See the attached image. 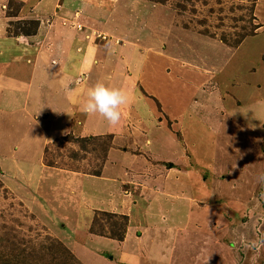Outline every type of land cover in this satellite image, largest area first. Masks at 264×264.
Here are the masks:
<instances>
[{"label":"rangeland","instance_id":"obj_1","mask_svg":"<svg viewBox=\"0 0 264 264\" xmlns=\"http://www.w3.org/2000/svg\"><path fill=\"white\" fill-rule=\"evenodd\" d=\"M45 4L46 0L0 3L3 34L22 35V40L40 36L43 28L38 26L44 22L40 11L58 5L52 16L56 39L19 44L28 48L34 43L39 66H31L32 71L25 66V73L10 68L8 76L0 78V264H230L234 255L241 256L240 264H254L257 257L250 252L260 257L255 264H264V247H248V242L264 238V183L258 180L264 174V0H49ZM89 4L94 10L87 8ZM77 10L90 13L89 22L96 20L98 29H85L71 20ZM105 12L112 22L106 24ZM68 23L76 24L73 32L90 41V48L97 43L103 77L94 66L87 78L88 72L78 71L67 60L64 64L56 60L57 68L50 64L55 60H47L49 69L41 67L46 61L41 52L50 47L58 50L55 41ZM107 45H112L111 55L115 52L132 62L128 68L134 78L141 68L143 87L137 85L131 97L137 99L135 110L145 121L149 111L159 112L161 105L174 116L184 111L185 145L196 151L191 166L195 167L197 155L201 161L197 167L212 190L209 205L167 201L157 207L170 215L174 226L166 238L169 247L160 244L149 249L132 239L122 248L117 241L125 245L128 218L91 213L96 199H87L91 191L93 195L89 180L102 171L110 141L108 136L77 137L72 130L81 128V123L88 127L104 123L105 130L118 135L122 117L115 126L98 114L86 115L85 121L77 111L75 116L56 119L61 109L52 103H62L65 112L68 105L53 79H47L45 90L37 89L38 83L26 90L31 80L43 79L48 71L49 77L54 69L59 82L64 65L75 72L68 86L81 102L75 110L83 112L87 92L97 82L126 89L130 80L120 73L123 60L108 62L103 50ZM45 103L57 113L49 120L44 116L50 109ZM252 134L258 136L251 138ZM215 162L227 168L239 166L222 188L205 170ZM105 188L109 191L108 184ZM191 196H197L193 189ZM236 198L240 206L232 205ZM188 223L191 231L183 227ZM148 224L144 226L152 229ZM145 233L157 237L154 231ZM131 236L139 240L135 232ZM228 247L236 254L225 252Z\"/></svg>","mask_w":264,"mask_h":264},{"label":"crops","instance_id":"obj_2","mask_svg":"<svg viewBox=\"0 0 264 264\" xmlns=\"http://www.w3.org/2000/svg\"><path fill=\"white\" fill-rule=\"evenodd\" d=\"M1 1L3 2L4 0H0V3ZM48 1L49 0H46V4L48 3ZM46 4L44 6H46ZM91 5L92 4L87 5V8L89 10H94L92 9ZM55 8H58V5L53 8H50L48 5V8L43 7L40 11L43 15L42 19H44L43 24H40L38 26V28H43V32L40 36L33 35V38L27 37L25 40H22V35L8 38L7 36H5V34H3L5 31L2 28L3 23L0 25L2 26L0 27L2 29V32L0 31V78L8 76L6 74V70L10 68H13L15 71L25 73V66H27V68H31V66H33V68L39 66L38 64L35 65L37 59H34L36 55V52H34V43L31 46H29L30 44L28 43V48L21 47L20 45L22 43H25L26 41L35 42V40L37 39L47 40L50 37V43L56 39L53 38V29L55 22L52 21V16L56 13ZM60 10L63 12L65 9L61 8ZM0 12H2L1 9ZM108 14L109 13L105 12L103 15V19L106 21V24L112 22L111 20H109L111 16H109ZM76 15L78 16L77 18ZM74 16L75 18L72 16L70 17L71 20L78 22V24H82L83 28L85 29L90 30L91 28H96V25L98 24L96 20H90L89 22L88 18L92 16L90 15V13L86 12V10H77L76 12H74ZM69 24L70 23L65 25L64 29H60L58 33L60 35L62 34L59 39L55 41L59 42L58 50L50 47L49 51L47 48H44V50L41 52L40 56L46 58V61L41 65V67L45 66L43 68L49 69V67L47 66V60H49L50 62H52L53 60H58L60 64H64V61L67 60V62L73 63L76 66L75 69L77 68L78 71L88 72L89 75L87 73L85 75V77L87 78H90V73L94 66H97L98 75L103 77L106 72L104 67L101 65V59L99 57V52L101 51L98 49V47H96L97 43H95L94 41L93 47L90 48V41L85 40L79 33L73 32V30L75 29L74 26L76 24ZM70 32L72 33L69 35ZM109 46L112 45L103 47V50L105 51V58L109 56L108 62L110 60L116 61V59H122L123 62H121L123 64V70L121 69L120 73H122L123 78H129L131 84L125 85L126 89H122L121 87L122 91L126 90L124 92L128 97V102L122 105L119 109L122 117V130L118 135H115L118 132L112 133L108 130H105L106 128L104 127V123H101L99 126L93 127L84 126L81 123L79 125L81 128L77 127L72 130L74 131L75 135H78L77 137L101 138L108 136L110 141L109 148L106 151V155L103 160L104 163L102 165V171L98 172V175H96L97 177L93 176V178L89 180L91 182V187H93V195H91V191L90 195L87 196V199H96V201H94L90 206V208H92L91 213L94 214V212L97 211L105 214L109 213L118 216L119 218H128V228L126 233V235L128 234V236H125L123 240L125 242V245L122 244V241L115 240L118 242V246H122V248L127 247L132 239V241L134 242H141V244L146 243L147 245H149V249H157L159 248L160 244H165L166 247H169V245H167L166 238H168V235L170 236L172 234L170 232L171 230H173L174 226L173 224H170V215L165 213L166 211H162L157 207L162 206L163 203L167 201H172V203H175L177 205H179L180 202H182L183 204H188L190 206L191 204H196L197 207H200V204L203 201L208 204V202L210 201V196L212 195V190H209L210 186L207 185L205 178H202L201 176V173L203 171L197 167L201 165V161L197 158V155L195 167L193 168L191 166V156L194 157L196 151L195 153L192 149L190 151L191 147H187L185 145L183 119L186 114H184V111H182L179 115L174 116V113H172V111H169L170 109L168 106L161 105V109L159 110V112H156V110H150L149 115L145 121L143 119V116L139 115V112L135 110L137 99H132L131 97V94L135 91L137 85H139L140 87L141 84H143L141 80L142 74L140 73L141 68L139 67V72L135 73L137 74V76L136 78H134L132 74H130V72L134 74L132 68H128V66L132 67V62L128 61L127 57H121L118 54H115V52H113L111 55V53L109 52L111 47ZM19 50L20 53L18 52ZM24 52L26 54L25 58L23 55ZM80 56L81 59H79ZM23 59L24 61L21 63L20 61ZM25 62L27 63L25 64ZM58 62L56 61L54 62V64H50L56 66L57 68L58 65H60ZM63 67L64 68L61 69V71L59 72L60 74L58 75L59 82H57V78L55 79L53 76L56 71V69H54L53 73L50 72L49 77L48 71L45 74L46 77H44L43 79L37 78L38 80L36 82L31 80L28 83L26 90H28L30 87H33L34 83L39 84L38 86H36L37 89L40 90L44 87L45 90L47 79H53L60 87V94H65L68 108L65 112V106L62 103L60 106L57 103H52L53 106H56L58 108L60 107L61 109L59 111V114L56 115L57 113L53 112L52 105H47L45 103V106H49L50 109L48 110L49 112L47 111V113L44 114V116L47 117L48 120L52 115H56V119L57 117L64 118L66 117V114L68 115L67 117H72V115L75 116V111H77L79 114H84L83 119L86 121L89 114H85L81 110H75L76 108H78L81 102L79 101L77 95L72 92L73 89H70V87L68 88L69 84L71 83L70 81L72 80V76L75 74V72L70 71L69 68H66L65 65ZM81 76L83 77V74ZM124 80H126V78ZM47 88H49V90L51 89L48 85ZM14 90H18V86L15 87ZM144 93H146L145 89ZM144 100L146 101V99ZM71 111L73 112L71 113ZM221 127H223L222 123ZM231 131L232 133H234V129H232ZM250 136L251 138H253L252 136L258 135L252 134ZM236 167L239 166L231 165L227 168L222 164H217V162H215L214 164L210 163L209 166L205 167V170L210 172L214 184H221L220 186L222 188L224 186L223 184L225 180L228 179L227 177L230 175V173H232L233 170L238 169ZM247 168L248 167H245V170H247ZM98 183L100 185H98ZM105 184H108L109 191L105 188ZM94 186L97 187L94 188ZM98 186L103 187L104 189L99 191ZM230 186L234 187V185ZM205 188H207L208 190ZM192 189L193 194H196L197 196H201L203 194L204 196H208L207 199H199V201L198 199H196L198 198L197 196H191ZM237 199L239 198H236V203H233L232 205L240 206L241 203H239ZM208 205H206L205 207H207ZM155 206L157 208L156 210H154L153 208ZM232 209H234L233 206ZM146 219L150 220L146 221ZM245 221L246 219L241 221V223L245 224ZM144 224H148L147 226L149 227L152 226V229L145 227ZM142 226H144L143 230L139 231L141 229L138 227ZM183 227H187L188 231H191L190 223L184 224ZM136 229L137 231H134ZM133 231L136 233L135 238L137 237L136 239H139L138 241H135L131 236L134 233ZM145 231H154L155 233H157V237H154L152 233H145ZM159 234L162 235L163 239L159 237ZM258 236L260 235L258 234ZM99 237L103 239H111L107 237ZM128 237L129 240L127 241ZM217 248L220 249L219 247ZM226 251L230 252L229 255H232L231 253L236 254L233 249L231 250V248L225 250V252ZM220 253L223 256L222 250L220 251ZM250 253V256L257 257L255 263H258L260 257L255 256V254L252 252ZM226 254L227 253H224L225 256ZM229 255L226 257H229ZM233 257L235 259L232 260L230 264H232V262L233 264H240L237 261V258H240L239 260H241V256L234 255ZM124 259L125 258H123V260ZM128 260H130V258L126 259L124 262H128ZM262 262L264 263V261ZM106 264L111 263L106 262Z\"/></svg>","mask_w":264,"mask_h":264},{"label":"clouds","instance_id":"obj_3","mask_svg":"<svg viewBox=\"0 0 264 264\" xmlns=\"http://www.w3.org/2000/svg\"><path fill=\"white\" fill-rule=\"evenodd\" d=\"M128 102L127 94L119 88L109 87L102 82H97L87 92V99L82 104L85 114H98L109 125H118L121 119L120 107ZM264 183V174L258 177ZM248 247L258 249L264 247V238L248 242Z\"/></svg>","mask_w":264,"mask_h":264},{"label":"trees","instance_id":"obj_4","mask_svg":"<svg viewBox=\"0 0 264 264\" xmlns=\"http://www.w3.org/2000/svg\"><path fill=\"white\" fill-rule=\"evenodd\" d=\"M17 35V34H16ZM238 42V41H237ZM239 43V42H238ZM103 215H105V213H102ZM121 236V235H120Z\"/></svg>","mask_w":264,"mask_h":264}]
</instances>
